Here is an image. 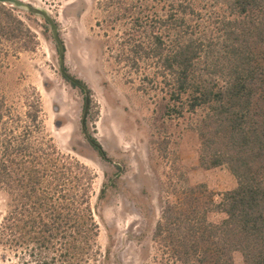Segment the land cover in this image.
Returning a JSON list of instances; mask_svg holds the SVG:
<instances>
[{"label":"trees","instance_id":"obj_1","mask_svg":"<svg viewBox=\"0 0 264 264\" xmlns=\"http://www.w3.org/2000/svg\"><path fill=\"white\" fill-rule=\"evenodd\" d=\"M166 2L165 15L152 17L150 26L151 15L143 16L144 25L128 30L131 52L137 61L156 59L168 113L197 114L192 127L201 140V165L226 166L237 186L218 202L205 183L173 191L154 231L158 252L146 264H235L237 251L243 264H264V0ZM17 10L0 2V70L11 52L38 40ZM138 26L144 27L137 35ZM91 143L107 158L96 139ZM95 178L48 136L38 93L19 111L0 92L4 260L12 252L21 264H92L98 204L110 187L103 183L94 204ZM212 213L224 217L216 222Z\"/></svg>","mask_w":264,"mask_h":264},{"label":"rangeland","instance_id":"obj_2","mask_svg":"<svg viewBox=\"0 0 264 264\" xmlns=\"http://www.w3.org/2000/svg\"><path fill=\"white\" fill-rule=\"evenodd\" d=\"M25 1L47 8L59 25L66 69L88 86L89 108L85 116V90L60 71L58 45L48 22L21 8L16 12L38 40L31 49L8 56L0 70V92L19 111L26 110V101L35 93L40 95L48 136L96 173L94 204L103 183L110 184L98 204L99 247L92 264L152 263L158 252L155 227L165 203L175 199L173 191L187 183H205L218 202L237 186L226 166L201 165V140L192 127L197 114L168 113L169 96L154 73L156 59L137 61L131 52L128 30L133 23L143 24V16L151 15L150 26L152 17L165 15L166 0H119L117 6H107L106 0ZM143 27H137V35ZM5 209L0 190V217ZM223 217L210 215L216 222ZM2 253L0 264H21L12 252L5 260ZM243 262L237 251L234 263Z\"/></svg>","mask_w":264,"mask_h":264},{"label":"water","instance_id":"obj_3","mask_svg":"<svg viewBox=\"0 0 264 264\" xmlns=\"http://www.w3.org/2000/svg\"><path fill=\"white\" fill-rule=\"evenodd\" d=\"M0 2L3 4H10L11 6L21 8V9H24V10L30 12V13L39 15V16L43 17L48 22V24L50 25V28L53 32V36L55 38V41L58 45V50H59V55H60L59 67H60L61 73L72 84L79 86L85 90V93H86L85 116H86V113H87L88 108H89V88L80 79L72 76L67 71L66 63H65V45H64L63 40L61 38V35L59 33V25L57 24V22L55 21V19L51 15L50 11L41 5H35L32 3H28L25 0H0ZM85 118L86 117H84V119H83L84 127H85V120H86ZM56 125L59 126L60 122L57 121Z\"/></svg>","mask_w":264,"mask_h":264}]
</instances>
